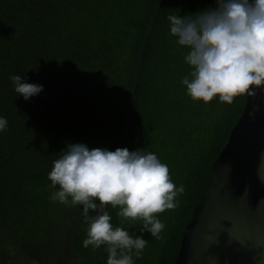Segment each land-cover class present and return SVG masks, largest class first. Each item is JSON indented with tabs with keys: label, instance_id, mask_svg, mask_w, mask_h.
<instances>
[{
	"label": "trees",
	"instance_id": "1",
	"mask_svg": "<svg viewBox=\"0 0 264 264\" xmlns=\"http://www.w3.org/2000/svg\"><path fill=\"white\" fill-rule=\"evenodd\" d=\"M156 0H0V264H100L83 247L82 206L49 199L48 173L68 144L117 148L139 47ZM214 0H163L145 47L124 147L154 152L184 185L179 207L158 213L162 239L135 264H172L211 166L241 115L218 97L194 102L181 84L186 49L169 33L170 14H194ZM13 75L43 90L27 101ZM114 227L121 224L108 206ZM106 264V247H102Z\"/></svg>",
	"mask_w": 264,
	"mask_h": 264
},
{
	"label": "clouds",
	"instance_id": "2",
	"mask_svg": "<svg viewBox=\"0 0 264 264\" xmlns=\"http://www.w3.org/2000/svg\"><path fill=\"white\" fill-rule=\"evenodd\" d=\"M214 7L194 14H170L169 33L186 51L183 59L190 71L181 84L194 101L208 103L218 97L232 105L238 97L264 95V0H214ZM15 92L24 100L38 95L43 86L10 77ZM7 129L0 117V132ZM260 176L264 182V153L260 154ZM53 191L49 199L64 205L82 206L87 225L83 247H106V264H135L149 241L148 232L161 240L165 224L158 213L175 211L183 184L176 186L170 169L154 152L142 148H89L71 143L53 161L48 173ZM121 224L139 226L140 235L114 227L107 207ZM135 258V259H134Z\"/></svg>",
	"mask_w": 264,
	"mask_h": 264
},
{
	"label": "water",
	"instance_id": "3",
	"mask_svg": "<svg viewBox=\"0 0 264 264\" xmlns=\"http://www.w3.org/2000/svg\"><path fill=\"white\" fill-rule=\"evenodd\" d=\"M163 0H156L142 38L129 92L125 124L117 145L123 148L145 47ZM264 95L245 96L241 115L214 160L208 180L181 235L172 264H264ZM105 264L102 247L97 248Z\"/></svg>",
	"mask_w": 264,
	"mask_h": 264
},
{
	"label": "bare ground",
	"instance_id": "4",
	"mask_svg": "<svg viewBox=\"0 0 264 264\" xmlns=\"http://www.w3.org/2000/svg\"><path fill=\"white\" fill-rule=\"evenodd\" d=\"M181 244V243H180ZM173 263V262H172Z\"/></svg>",
	"mask_w": 264,
	"mask_h": 264
}]
</instances>
